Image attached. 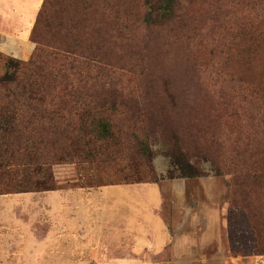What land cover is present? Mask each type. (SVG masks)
Masks as SVG:
<instances>
[{"label":"rangeland","instance_id":"rangeland-1","mask_svg":"<svg viewBox=\"0 0 264 264\" xmlns=\"http://www.w3.org/2000/svg\"><path fill=\"white\" fill-rule=\"evenodd\" d=\"M133 1L141 7V0H128L134 7ZM229 5L230 0H181L180 16L152 31L126 20L110 34L103 22L113 36L106 39L108 81L124 94L128 139L133 142L134 134L148 138L159 180L106 185L110 176L126 173L111 163L54 166L58 190L0 195V264H264V255L232 258L227 232L231 175L200 159L202 175L182 176L169 153V119L175 123V117L190 147L197 141L210 151L231 152L254 134L245 104H227L221 89L229 85L197 45L202 36L196 31L219 25L216 17L227 19L222 12ZM215 6V14L208 13ZM37 13L32 0H0V32L26 35ZM178 223L181 231H189L186 237H193L187 252L198 260L175 262L182 255L175 248Z\"/></svg>","mask_w":264,"mask_h":264},{"label":"trees","instance_id":"trees-1","mask_svg":"<svg viewBox=\"0 0 264 264\" xmlns=\"http://www.w3.org/2000/svg\"><path fill=\"white\" fill-rule=\"evenodd\" d=\"M133 3L43 0L29 34L31 58L0 51V195L58 190L53 167L60 164L111 163L126 173L106 185L158 182L148 138L128 139L124 94L108 81L106 39L113 36L102 25L108 22L110 34L126 20L147 31L163 28L180 16L181 0ZM222 14L227 19L216 17L219 25L196 31L197 45L229 85L221 89L227 104H245L254 134L231 152L210 151L197 141L190 147L180 119L168 118L169 153L182 176L202 175L200 159L231 175V255H264V0H230Z\"/></svg>","mask_w":264,"mask_h":264},{"label":"crops","instance_id":"crops-1","mask_svg":"<svg viewBox=\"0 0 264 264\" xmlns=\"http://www.w3.org/2000/svg\"><path fill=\"white\" fill-rule=\"evenodd\" d=\"M32 2L37 3V8L39 11V8L41 7L43 0H32ZM29 34L30 32H28L26 35H20L18 33H12V32H6V31L0 32V35H1L0 51L8 55L20 58V59H24V60L28 59L31 56L35 48V44L29 39ZM10 197L11 196L8 197L6 195L4 198H10ZM190 212H191L190 207L187 206L186 215L183 217V221H186V222L188 221L190 217L188 213ZM181 227L182 226L179 223L175 225V243H176L175 248L178 252L182 254V255H179L180 257H177V258L175 257V262H187V261L198 260V258L195 257L194 253L190 254L189 252H187L189 249H191L192 243L190 242L193 237L192 238L186 237L185 234L188 233L189 231L184 230L183 232L181 231L183 229ZM180 244H182L183 246H180ZM79 249L84 251L83 247ZM232 258L238 259L237 257H232Z\"/></svg>","mask_w":264,"mask_h":264}]
</instances>
